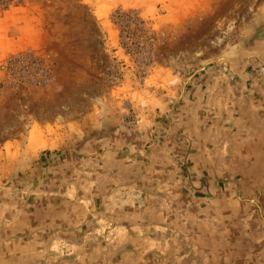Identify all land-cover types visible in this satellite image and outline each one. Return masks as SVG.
<instances>
[{
  "label": "rangeland",
  "instance_id": "rangeland-1",
  "mask_svg": "<svg viewBox=\"0 0 264 264\" xmlns=\"http://www.w3.org/2000/svg\"><path fill=\"white\" fill-rule=\"evenodd\" d=\"M1 23L0 264H264V0H0Z\"/></svg>",
  "mask_w": 264,
  "mask_h": 264
},
{
  "label": "crops",
  "instance_id": "crops-1",
  "mask_svg": "<svg viewBox=\"0 0 264 264\" xmlns=\"http://www.w3.org/2000/svg\"><path fill=\"white\" fill-rule=\"evenodd\" d=\"M16 15H17V13H16L15 9H12L8 12L7 15H5V18L3 17L2 21H5V19H7V18H8V20H10L11 16L12 17L14 16L13 18H15ZM6 30H7V28L4 25V23L3 24L1 23L0 24V56L10 46H12L14 44H20V42H21L20 37L15 38V39L8 38L6 36Z\"/></svg>",
  "mask_w": 264,
  "mask_h": 264
},
{
  "label": "built area",
  "instance_id": "built-area-1",
  "mask_svg": "<svg viewBox=\"0 0 264 264\" xmlns=\"http://www.w3.org/2000/svg\"><path fill=\"white\" fill-rule=\"evenodd\" d=\"M123 15L126 16L129 19L136 20L137 22H135V23H137V24H139L141 26H144L146 24V22L143 19H141L140 17L136 16V14H134V13L133 14H131V13H120V17H122ZM127 27H128V24H124L123 26L120 25V35L121 36L124 37L126 35V33L128 32V30L126 29Z\"/></svg>",
  "mask_w": 264,
  "mask_h": 264
}]
</instances>
